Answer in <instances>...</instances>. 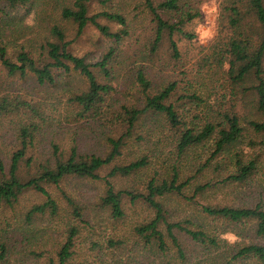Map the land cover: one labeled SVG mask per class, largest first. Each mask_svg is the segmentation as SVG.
I'll list each match as a JSON object with an SVG mask.
<instances>
[{"label":"rangeland","instance_id":"rangeland-1","mask_svg":"<svg viewBox=\"0 0 264 264\" xmlns=\"http://www.w3.org/2000/svg\"><path fill=\"white\" fill-rule=\"evenodd\" d=\"M166 1L168 0H153L155 5ZM176 1L177 8L164 13L163 18L175 23L186 13L197 14L185 26V31L192 34L193 38H173L180 54L178 61H174L169 57V42L165 37L151 65L146 61L154 39L155 25L142 0H92L90 14L119 13L125 18V28L110 25L113 32H127L118 42L104 38L92 26L86 27L77 37L75 25L61 17L62 10L71 7L73 0H29L25 6L10 11L6 18L0 20V47L5 48L12 61H15L21 51L29 53L34 59L39 58L42 48L51 40L50 30L53 27L62 29L66 41L70 43L71 53L84 58L89 64L100 61L109 49H113L109 77H105L97 69L93 70L100 84L112 88L101 107V122L95 118L79 117L78 108L67 101L71 96L87 90L86 80L78 73L64 74L62 71H55L53 85L38 87L33 79L23 82L17 78H7L0 68V97L5 95L14 99L19 96L20 100L33 106L43 120L40 122L28 109H22L1 121L0 162L5 172L11 155L20 147L19 124H41L40 131L34 135L33 148L26 156L33 157L38 163L51 158L54 145L58 146L59 153L64 156L73 147L79 154L106 156L110 150L106 138H116L124 132L123 127L113 123V118L121 112L122 106H142V92L136 80V74L142 68L146 71L154 94L170 83L177 84L167 104L173 105L185 125L201 127L207 118H216L214 110H220L231 114L235 112L240 119V126L245 130L240 144L231 148L225 156L212 158L213 139L179 155L176 140L181 128L175 129L167 125L160 114H146L121 149V156L98 172L100 180L69 177L59 187L45 185L57 205L56 216H50L47 211L44 215H34L26 220L29 211L45 201L32 191L24 193L12 208L0 203V254H5L0 264H48L51 259L55 261L69 226L79 228L70 260L73 264H161L163 257L145 245L134 233L135 227L152 217V210L141 201L132 203L124 198V216L115 220L100 201L105 192L104 178L111 168L114 165H127L141 158L147 160L145 168L127 178L108 179L114 189L142 193L148 181L168 179L176 171L179 182L190 181L183 193L192 199L185 201L168 197L163 200L171 221L183 222L189 219L196 226L215 233L228 245L240 241L232 233L220 234L225 230H232V227L206 218L201 213V207H254L256 204L264 207V148L259 145V137L247 125L250 120L261 121L254 109V96L241 97L238 94L239 89H234V85L224 75L226 67L216 74L214 70L208 71L207 68L201 74L197 73L199 65L211 54L213 47L225 43V38L231 32L223 9L233 2L243 6L248 0ZM100 23L105 24L104 20H100ZM187 94H196L205 103L196 107L194 102L181 99ZM249 142L256 146L248 147ZM241 151L244 162L258 157L257 172L244 184H222L223 179L234 172L233 154ZM19 173L21 177L27 178L34 173V167L28 171L22 162ZM206 184L212 187L198 195L194 194L197 186ZM63 193L82 208L86 224L80 225L73 221ZM244 230L248 232V229ZM181 240L191 261L217 264L221 260L218 254L222 250L210 253L185 238ZM173 251L171 248V253ZM169 259L170 257L165 259V262ZM172 264L179 262L173 258ZM234 264L261 263L240 260Z\"/></svg>","mask_w":264,"mask_h":264},{"label":"trees","instance_id":"trees-1","mask_svg":"<svg viewBox=\"0 0 264 264\" xmlns=\"http://www.w3.org/2000/svg\"><path fill=\"white\" fill-rule=\"evenodd\" d=\"M28 1L0 0V20L6 18L10 11L25 6ZM142 2L155 25L154 39L147 52L146 63L148 65L153 63V58L165 37L169 42V57L178 61L180 54L173 38L180 36V38L191 40L193 35L185 31V26L197 17V14L186 13L177 22L172 23L170 20H165L163 14L177 8L176 0H168L159 5H155L153 0H142ZM91 3L92 0H73L72 6L64 8L61 12L63 20L70 21L75 25L77 37L88 26H92L101 36L114 42L120 41L123 36L127 35L125 30L113 32L110 28V25L125 28L126 21L123 15L109 12L90 14ZM223 12L226 13L227 24L231 32L225 38V43L216 44L213 47L211 54L206 56L202 64L199 65L197 73L201 74L202 70L207 68L208 71L214 70L216 74L226 67L224 75L234 85V89H239L238 94L241 97L254 96V109L261 121L250 120L247 125L259 137V145L264 148V0H248L243 6L233 2L230 6L225 7ZM100 20H104L105 24H101ZM50 35L51 40L46 42L37 59L32 58L29 53L21 51L17 54L15 61H12L8 58L5 48L0 47L1 72L7 78H17L23 82L33 79L38 87L53 85L55 71H62L64 74L76 72L86 80L87 90L71 96L67 101L78 108L79 117L95 118L101 122V107L104 106L106 97L111 93L112 88L100 84L93 70L97 69L105 77H109V64L113 57V49H109L100 61L89 64L84 58L71 53L70 43L66 41L62 29L53 27L50 30ZM145 73V69L142 68L136 74V80L142 92V106L121 107V112L112 121L123 127L124 132L116 138L112 136L106 138L110 150L104 157L79 154L74 147L64 156L59 153L58 146L54 145L50 159L38 163L33 157L26 158L27 152L33 148L34 135L40 131V122L43 120L41 117L39 118L37 110L20 100L19 96H15L14 99H9L5 95L1 96L0 123L5 117L17 114L22 109H28L40 122L28 125L19 124L20 147L11 155L7 172L0 162V203L12 208L24 193L32 191L42 196L45 201L32 208L26 216V220H30V217L34 215H44L47 211L50 216H56L58 214L57 205L45 185L59 187L69 177L78 180H100L98 172L113 164L121 156V149L133 135L141 119L149 113L160 114L165 118L167 125L175 129L181 128L178 130L179 136L176 140L179 155L211 139H213L212 158L225 156L231 148L240 144L245 130L240 126V119L235 112L231 114L214 110L216 118L211 120L207 118L201 127L187 126L179 118L173 105L167 104L170 96L175 92L177 84L170 83L154 94L151 90V82ZM181 99L194 102L196 107L205 103L196 94L183 95ZM254 146L256 144L249 142L248 147L253 148ZM243 157L242 151L233 154L234 172L228 174L222 184H244L257 172L258 157L251 158L246 162L243 161ZM22 162L28 171L34 167V173L27 178L21 177L19 173ZM146 166V158L130 162L127 165H114L104 178L105 192L100 201L102 207L107 209L111 218L115 220H120L124 216L122 208L124 198H128L132 203L141 201L152 210V217L144 224L135 227L134 233L145 245L163 257L161 264H172L173 258L178 260L179 264H199L187 257L181 238L199 246L203 251L212 253V251L222 250L218 254L221 260L217 264H234L240 260H252L264 264V207L262 205L201 207V213L206 218L232 227V230H225L220 234L232 233L240 241L228 245L218 235L202 226H196L189 219L183 222L171 221V216L165 209L163 200L168 197L185 201L192 199L183 193L190 181L179 182L176 171L168 179L148 181L142 193L115 190L108 180L116 177L127 178ZM219 168L221 169L222 166ZM210 187L212 186L209 184L197 186L194 189V194L203 193ZM62 196L67 207L71 210L69 215L73 221L80 225L86 224L83 220L82 208L64 193ZM244 229H248V232H245ZM78 234V226H69L65 231L64 242L56 253V260L51 259L48 264H73L70 260L74 240ZM170 247L174 249L172 253ZM4 256L5 254L1 253L0 260L4 259ZM168 257H170L169 261L165 262Z\"/></svg>","mask_w":264,"mask_h":264}]
</instances>
